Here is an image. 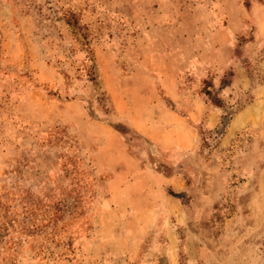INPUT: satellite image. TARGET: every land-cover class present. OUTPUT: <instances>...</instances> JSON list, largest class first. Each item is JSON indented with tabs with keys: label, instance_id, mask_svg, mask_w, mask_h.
Instances as JSON below:
<instances>
[{
	"label": "rangeland",
	"instance_id": "rangeland-1",
	"mask_svg": "<svg viewBox=\"0 0 264 264\" xmlns=\"http://www.w3.org/2000/svg\"><path fill=\"white\" fill-rule=\"evenodd\" d=\"M0 264H264V0H0Z\"/></svg>",
	"mask_w": 264,
	"mask_h": 264
},
{
	"label": "trees",
	"instance_id": "trees-1",
	"mask_svg": "<svg viewBox=\"0 0 264 264\" xmlns=\"http://www.w3.org/2000/svg\"><path fill=\"white\" fill-rule=\"evenodd\" d=\"M88 72H89V71H88ZM90 74H91V73H89V74H87V75L90 76ZM91 78H92V77H91ZM220 89H223V88H220ZM206 95L208 96V99H209V101L211 102V104H212L213 106L223 109V104H222L221 101H219L218 99H216V101H214V100H215L214 96H213L211 93H209L208 91H206ZM226 121H227V120H226V115H224V116L222 117V122H221V126H222V127L227 125V122H226Z\"/></svg>",
	"mask_w": 264,
	"mask_h": 264
}]
</instances>
